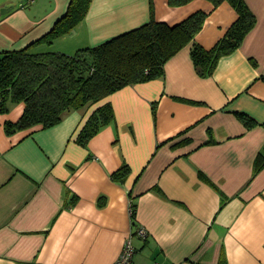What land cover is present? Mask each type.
<instances>
[{"label": "crops", "instance_id": "crops-1", "mask_svg": "<svg viewBox=\"0 0 264 264\" xmlns=\"http://www.w3.org/2000/svg\"><path fill=\"white\" fill-rule=\"evenodd\" d=\"M244 1L255 25L208 76L186 46L162 77L50 127L7 133L24 104L0 111V264H112L128 237L133 264H264V0ZM68 3L0 0V51L30 45ZM151 10L169 25L206 12L194 39L206 49L237 17L227 1L92 0L70 32L30 48L73 54L147 23ZM104 104L112 120L82 145L79 133ZM124 165L129 172L115 180Z\"/></svg>", "mask_w": 264, "mask_h": 264}, {"label": "trees", "instance_id": "trees-1", "mask_svg": "<svg viewBox=\"0 0 264 264\" xmlns=\"http://www.w3.org/2000/svg\"><path fill=\"white\" fill-rule=\"evenodd\" d=\"M91 1L69 0L65 13L44 35L24 48L0 51V111H8L13 104H24L16 122H5L7 133L36 125L50 127L71 110L95 104L124 86L162 77L167 60L186 46L198 73L208 76L222 55L240 46L256 22L244 0H209L214 6L227 1L237 12L225 35L210 49L194 40L203 27L206 12L196 11L169 25L156 20L151 10L147 23L100 45L80 48L73 54L31 51L35 44H50L70 32L86 16ZM189 1L169 0V3L180 5ZM238 116L245 125H253V119L246 114ZM112 118L110 104L95 109L79 133L78 142L86 145ZM128 172L124 165L113 173V178L121 180ZM135 207L131 205L133 219Z\"/></svg>", "mask_w": 264, "mask_h": 264}, {"label": "built area", "instance_id": "built-area-1", "mask_svg": "<svg viewBox=\"0 0 264 264\" xmlns=\"http://www.w3.org/2000/svg\"><path fill=\"white\" fill-rule=\"evenodd\" d=\"M33 0H26V3H30ZM137 234L140 237L146 236V230L144 228H139L137 230ZM135 252V248L132 244L131 237H128L123 244L122 250L119 254V256L115 259V261L112 264H133V255Z\"/></svg>", "mask_w": 264, "mask_h": 264}, {"label": "water", "instance_id": "water-1", "mask_svg": "<svg viewBox=\"0 0 264 264\" xmlns=\"http://www.w3.org/2000/svg\"><path fill=\"white\" fill-rule=\"evenodd\" d=\"M8 9H11V7L3 8V9H2V12H6Z\"/></svg>", "mask_w": 264, "mask_h": 264}]
</instances>
